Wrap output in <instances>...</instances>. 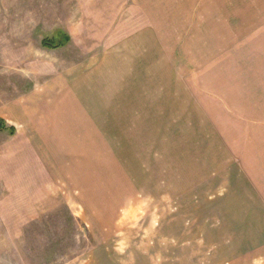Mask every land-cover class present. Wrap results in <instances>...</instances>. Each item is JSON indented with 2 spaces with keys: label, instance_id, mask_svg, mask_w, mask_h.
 <instances>
[{
  "label": "rangeland",
  "instance_id": "obj_1",
  "mask_svg": "<svg viewBox=\"0 0 264 264\" xmlns=\"http://www.w3.org/2000/svg\"><path fill=\"white\" fill-rule=\"evenodd\" d=\"M124 1L0 0V119L14 128L0 131V264H264V208L240 200L228 207L241 199V192L231 194L236 154L214 138L204 144L200 113L194 128L169 121L143 129L142 161L124 160L130 154L123 139L111 141V176L99 178L93 201L83 184L52 176L57 171H47L43 152L29 145L28 128L18 132L10 118L13 100L59 84L60 72L101 51L93 47L107 35L96 29L106 30L110 10ZM201 6L205 24H219L211 17L216 10L225 14L227 33L213 53L221 69L213 66L211 79L194 86L220 95L255 127L264 122V0H201L195 7ZM61 36L69 38L62 47H42L43 39ZM215 72L222 78L213 80ZM240 149L247 156L258 151L240 146L239 158Z\"/></svg>",
  "mask_w": 264,
  "mask_h": 264
},
{
  "label": "crops",
  "instance_id": "obj_2",
  "mask_svg": "<svg viewBox=\"0 0 264 264\" xmlns=\"http://www.w3.org/2000/svg\"><path fill=\"white\" fill-rule=\"evenodd\" d=\"M125 1L122 8L110 10L106 30L103 24L96 29L107 35L93 47L101 50L97 55L60 72L59 84L51 82L42 93L10 103L17 131L28 128L33 135L29 145L38 155L43 152V163L50 165L47 171L69 178L72 186L83 184L82 191L93 201L98 199L99 178L111 176V141L123 139V149L130 154L124 160L142 161L143 129L162 128L169 121L171 127L194 128L200 113L198 122L203 123L196 128H203L204 144L214 138L236 154L231 194L241 192V199L236 196L228 207L256 202L264 208V122L246 124L243 115L238 118L243 112L228 110L220 95H204L194 86L211 79L213 66L221 69L220 56L213 53L227 33L220 23L225 14L216 10L211 17L219 24L208 19L205 24L207 10L195 7L201 0ZM217 73L213 80L222 78ZM210 101L219 114L213 115ZM24 119L32 125L23 127ZM153 121L156 125L148 126ZM208 130L220 138L208 136ZM240 146L258 151L247 156L249 151L244 155L240 149L239 158ZM221 156L228 160L223 152Z\"/></svg>",
  "mask_w": 264,
  "mask_h": 264
},
{
  "label": "trees",
  "instance_id": "obj_3",
  "mask_svg": "<svg viewBox=\"0 0 264 264\" xmlns=\"http://www.w3.org/2000/svg\"><path fill=\"white\" fill-rule=\"evenodd\" d=\"M62 37V41L60 40H52V39H43L41 41V45L44 48H48V49H57L59 47H62L64 45V43H68L69 38L67 36H61ZM5 130H9L11 133H13L14 128L12 127H7L5 125V123L0 119V131H5Z\"/></svg>",
  "mask_w": 264,
  "mask_h": 264
}]
</instances>
